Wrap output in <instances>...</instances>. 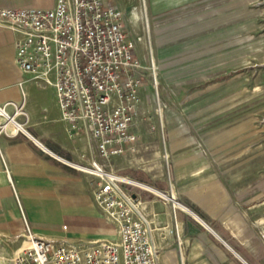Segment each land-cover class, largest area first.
Segmentation results:
<instances>
[{"label": "crops", "instance_id": "1", "mask_svg": "<svg viewBox=\"0 0 264 264\" xmlns=\"http://www.w3.org/2000/svg\"><path fill=\"white\" fill-rule=\"evenodd\" d=\"M56 2L0 0V9H50ZM113 3L124 4L120 0ZM18 38L19 34L0 20V106L24 101L28 122L23 116L16 120L30 134L19 131L12 137L0 136V235L18 241L27 235L28 225L37 238L58 243L118 242V226L94 201L99 180L78 168L102 159L88 136L84 132L76 134L63 120L55 88L20 71L15 48ZM137 53L135 49L136 57ZM143 87L144 94L147 87ZM7 111L13 115L15 110L9 106ZM144 114L142 96L131 129L141 140L136 152L127 151L113 160V170L151 190L130 187L148 222L158 252L157 263L264 264V214L262 204L257 203L261 200L254 199L248 206L241 190L231 193L225 184L213 178L205 180L203 174L199 175L201 166L193 164L187 170L194 183V206L177 202L173 188L182 178L181 159L173 158L167 169L161 152L160 159L157 154L149 157L157 146L144 141L155 135L141 129L138 120ZM0 123H4L3 118ZM10 131H15L12 125ZM162 138L166 143L164 131ZM170 191L173 195H166ZM161 199L173 205L167 206ZM27 244L24 239L18 251Z\"/></svg>", "mask_w": 264, "mask_h": 264}, {"label": "rangeland", "instance_id": "2", "mask_svg": "<svg viewBox=\"0 0 264 264\" xmlns=\"http://www.w3.org/2000/svg\"><path fill=\"white\" fill-rule=\"evenodd\" d=\"M120 1L147 87L138 123L155 134L144 140L157 146L148 155L161 152L167 169L181 159L176 201L194 206L195 164L248 206L261 200L264 214V0ZM24 239L0 235V264H14Z\"/></svg>", "mask_w": 264, "mask_h": 264}, {"label": "built area", "instance_id": "3", "mask_svg": "<svg viewBox=\"0 0 264 264\" xmlns=\"http://www.w3.org/2000/svg\"><path fill=\"white\" fill-rule=\"evenodd\" d=\"M0 20L19 34L20 71L54 87L63 120L94 143L102 161L78 168L99 180L95 204L118 226L120 237L118 242L58 243L37 238L27 225L30 246L14 264H158L148 222L130 190L144 188L113 170L115 158L136 152L139 136L131 129L144 88L124 13L113 0H57L50 9L2 8ZM21 116L28 122L24 101L0 106V136L19 131L30 136L16 120Z\"/></svg>", "mask_w": 264, "mask_h": 264}, {"label": "bare ground", "instance_id": "4", "mask_svg": "<svg viewBox=\"0 0 264 264\" xmlns=\"http://www.w3.org/2000/svg\"><path fill=\"white\" fill-rule=\"evenodd\" d=\"M154 65V64H153ZM89 171H90V169H89ZM142 188H144V189H149L150 190V188H148V186L147 185H145V184H141L140 185ZM151 191V190H150ZM28 242V241H27ZM30 246V244H29V242H28V244L23 248V249H21V250H19L16 254H20L23 250H25L26 248H28Z\"/></svg>", "mask_w": 264, "mask_h": 264}, {"label": "water", "instance_id": "5", "mask_svg": "<svg viewBox=\"0 0 264 264\" xmlns=\"http://www.w3.org/2000/svg\"><path fill=\"white\" fill-rule=\"evenodd\" d=\"M33 138V137H32Z\"/></svg>", "mask_w": 264, "mask_h": 264}]
</instances>
